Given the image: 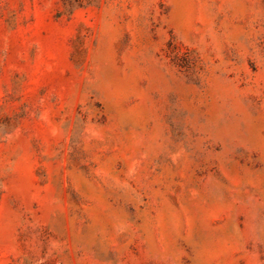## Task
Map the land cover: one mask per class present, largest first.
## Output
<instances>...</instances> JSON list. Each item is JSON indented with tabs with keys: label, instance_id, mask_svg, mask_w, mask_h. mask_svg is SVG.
<instances>
[{
	"label": "rangeland",
	"instance_id": "rangeland-1",
	"mask_svg": "<svg viewBox=\"0 0 264 264\" xmlns=\"http://www.w3.org/2000/svg\"><path fill=\"white\" fill-rule=\"evenodd\" d=\"M0 264H264V0H0Z\"/></svg>",
	"mask_w": 264,
	"mask_h": 264
}]
</instances>
